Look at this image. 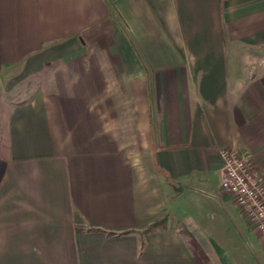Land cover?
Returning <instances> with one entry per match:
<instances>
[{
    "label": "crops",
    "instance_id": "1",
    "mask_svg": "<svg viewBox=\"0 0 264 264\" xmlns=\"http://www.w3.org/2000/svg\"><path fill=\"white\" fill-rule=\"evenodd\" d=\"M223 148L264 175V0H0V264L264 253Z\"/></svg>",
    "mask_w": 264,
    "mask_h": 264
},
{
    "label": "built area",
    "instance_id": "2",
    "mask_svg": "<svg viewBox=\"0 0 264 264\" xmlns=\"http://www.w3.org/2000/svg\"><path fill=\"white\" fill-rule=\"evenodd\" d=\"M220 188L231 195L239 212L264 245V175L251 158L234 148L219 151Z\"/></svg>",
    "mask_w": 264,
    "mask_h": 264
},
{
    "label": "rangeland",
    "instance_id": "3",
    "mask_svg": "<svg viewBox=\"0 0 264 264\" xmlns=\"http://www.w3.org/2000/svg\"><path fill=\"white\" fill-rule=\"evenodd\" d=\"M32 84L28 83V87H30ZM6 91L3 92V94H7ZM230 253L234 257V259L237 261L238 264H264V253L262 250H260L259 246H255L251 243V246H249V249L246 247V245H243L242 243H235L233 246H229Z\"/></svg>",
    "mask_w": 264,
    "mask_h": 264
},
{
    "label": "trees",
    "instance_id": "4",
    "mask_svg": "<svg viewBox=\"0 0 264 264\" xmlns=\"http://www.w3.org/2000/svg\"><path fill=\"white\" fill-rule=\"evenodd\" d=\"M6 163L2 160H0V181L3 177V174L5 172ZM162 224V221H158L153 223L150 227H148V230L157 227ZM183 236L185 237V241L187 243V246L189 250L191 251V254L193 256L194 261L196 264H209V260L205 254V252L202 250V248L199 246L197 241L193 238V236L188 233L187 231H183Z\"/></svg>",
    "mask_w": 264,
    "mask_h": 264
}]
</instances>
